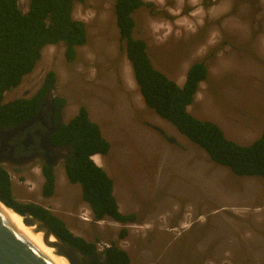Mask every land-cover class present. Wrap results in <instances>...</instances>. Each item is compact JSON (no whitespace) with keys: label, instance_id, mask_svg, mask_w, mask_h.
Here are the masks:
<instances>
[{"label":"rangeland","instance_id":"rangeland-1","mask_svg":"<svg viewBox=\"0 0 264 264\" xmlns=\"http://www.w3.org/2000/svg\"><path fill=\"white\" fill-rule=\"evenodd\" d=\"M144 1L150 4L133 13V36L145 40L154 67L182 85L194 61L207 63V79L188 111L241 144L258 137L264 129V0ZM28 2L18 0L22 11ZM114 2H76L73 17L85 22L87 40L75 58L66 60L62 43L44 46L4 101L35 90L54 71L52 94L65 98V120L83 105L109 141V151L93 159L112 178L120 211L134 213L135 221L95 220L80 185L69 182L62 167L56 191L45 197L38 171L1 163L13 196L48 208L73 234L96 242L99 252L116 243L128 264H264V179L213 162L145 105Z\"/></svg>","mask_w":264,"mask_h":264},{"label":"trees","instance_id":"trees-1","mask_svg":"<svg viewBox=\"0 0 264 264\" xmlns=\"http://www.w3.org/2000/svg\"><path fill=\"white\" fill-rule=\"evenodd\" d=\"M84 0H29L22 11L18 0H0V129L13 126L33 113L48 87L56 80L54 71L45 73L41 87L30 98L4 101V94L17 87L24 75L30 73L41 57L44 46L62 43L66 60L72 61L76 47L87 40L85 22L73 17L76 2ZM150 3L144 0H115L114 14L119 38L124 42L126 57L131 65L139 93L147 107L171 123L178 132L202 148L209 158L226 166L238 176H258L264 179V129L248 144L228 138L214 121L194 116L187 109L198 90L199 81L207 74L201 61L192 63L182 85L153 66L144 39L133 36V13ZM64 104L65 99H57ZM54 141L71 146L64 161V172L69 182L78 183L82 199L89 205L95 220L109 217L120 223L135 221L134 213H122L113 193V180L98 165L94 155H105L109 141L99 125L90 119L85 106H79L65 124L54 134ZM41 194L54 192L55 173L43 170ZM0 201L20 214H30L46 221L67 243L88 254L91 264L104 257V264H128L129 255L111 242L101 252L96 242L73 234L64 221L51 210L34 202H20L12 192L8 170L0 165ZM125 230L120 234L123 236Z\"/></svg>","mask_w":264,"mask_h":264},{"label":"flooded vegetation","instance_id":"flooded-vegetation-1","mask_svg":"<svg viewBox=\"0 0 264 264\" xmlns=\"http://www.w3.org/2000/svg\"><path fill=\"white\" fill-rule=\"evenodd\" d=\"M198 61L203 62L207 68L206 77L198 83L199 89L200 83L207 79L208 67L205 59L194 62ZM41 84L42 81L35 90L31 87L9 100L30 98L38 91ZM53 86L47 88L40 104L33 113L13 126L0 129V159L6 161L3 163L8 164L13 170L20 171L29 167L34 172L35 170L38 171L42 177L43 170L50 167L54 171L56 179V169L59 167L64 169V161L70 153L71 146L65 142L54 141V134L68 120H65L64 117L65 103L61 105L57 102V99L63 97L52 94ZM12 161L15 162L12 163ZM79 204H81L80 201ZM97 261L104 264V257H98Z\"/></svg>","mask_w":264,"mask_h":264},{"label":"water","instance_id":"water-1","mask_svg":"<svg viewBox=\"0 0 264 264\" xmlns=\"http://www.w3.org/2000/svg\"><path fill=\"white\" fill-rule=\"evenodd\" d=\"M3 162L6 161L0 159V164ZM9 208L13 210L11 207ZM16 213L22 217L23 223L38 226L44 236H53L56 240L50 244L55 247L57 253L65 256L69 264H91V257L88 254L64 241L46 221L30 214ZM0 264H53L1 207Z\"/></svg>","mask_w":264,"mask_h":264},{"label":"bare ground","instance_id":"bare-ground-1","mask_svg":"<svg viewBox=\"0 0 264 264\" xmlns=\"http://www.w3.org/2000/svg\"><path fill=\"white\" fill-rule=\"evenodd\" d=\"M83 21V20H82ZM57 165V164H56ZM0 207L22 228L37 248L53 263V264H69L65 256L56 252V249L50 242L56 239L51 236H44L43 232L36 225H27L22 222V217L11 210L4 203L0 202Z\"/></svg>","mask_w":264,"mask_h":264},{"label":"crops","instance_id":"crops-1","mask_svg":"<svg viewBox=\"0 0 264 264\" xmlns=\"http://www.w3.org/2000/svg\"><path fill=\"white\" fill-rule=\"evenodd\" d=\"M96 155H99L100 156V154H96ZM100 158H101V156H100Z\"/></svg>","mask_w":264,"mask_h":264},{"label":"clouds","instance_id":"clouds-1","mask_svg":"<svg viewBox=\"0 0 264 264\" xmlns=\"http://www.w3.org/2000/svg\"><path fill=\"white\" fill-rule=\"evenodd\" d=\"M93 159V158H92Z\"/></svg>","mask_w":264,"mask_h":264}]
</instances>
